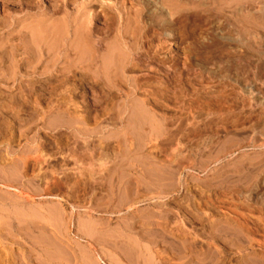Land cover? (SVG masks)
I'll use <instances>...</instances> for the list:
<instances>
[{"label":"rangeland","instance_id":"1","mask_svg":"<svg viewBox=\"0 0 264 264\" xmlns=\"http://www.w3.org/2000/svg\"><path fill=\"white\" fill-rule=\"evenodd\" d=\"M0 264H264V0H0Z\"/></svg>","mask_w":264,"mask_h":264},{"label":"bare ground","instance_id":"2","mask_svg":"<svg viewBox=\"0 0 264 264\" xmlns=\"http://www.w3.org/2000/svg\"><path fill=\"white\" fill-rule=\"evenodd\" d=\"M82 2H83V1H82ZM95 2H96V0H95ZM86 4H87V3H86ZM87 5H88V4H87ZM105 7H106V6H105ZM94 8H96V7H94ZM101 8H103V7H101ZM80 9H81V8H80ZM109 9H110V8H109ZM118 9H119V8H118ZM96 11H97V9H96ZM97 13H98V12H97ZM89 14H90V13H89ZM66 18H67V17H66ZM76 18H77V16H76ZM67 19H68V18H67ZM74 19H75V17H74ZM87 22H90V21L88 20ZM67 23H68V22H67ZM71 23H72V22H71ZM68 24H69V23H68ZM88 24H89V23H88ZM76 26H77L76 30L81 29V28H80L81 26H80L79 23L76 24ZM84 27H85V26H84ZM68 28H69V27H68ZM91 31H92V30H91ZM91 31H90V32H91ZM50 33H51V32H50ZM86 33H87V32H85L84 35H86V36L88 37V35H89L90 33H89V34H88V33L86 34ZM68 35H69V34H68ZM92 35H93V34H92ZM129 37H130V36H129ZM121 38H122V36H121ZM66 39H67V38H66ZM83 39H84V38H83ZM122 41H123V40H122ZM86 42H88V41H86ZM95 43H96V42H95ZM120 43H121V42H120ZM120 43H119V44H120ZM51 44H52V43H51ZM125 44H126V42H125ZM128 48H129V45H128ZM127 50H128V49H127ZM44 51H45V50H44ZM96 51H97V50H96ZM128 51H129V50H128ZM97 52H98V51H97ZM39 54H40V53H39ZM73 57H74V56H73ZM77 121H78V120H77ZM102 162H103V161H101L100 163L102 164ZM102 165H103V164H102Z\"/></svg>","mask_w":264,"mask_h":264}]
</instances>
